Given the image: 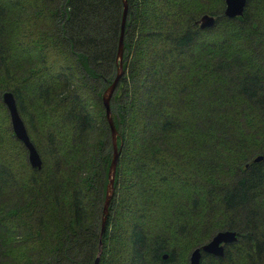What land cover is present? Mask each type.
I'll return each instance as SVG.
<instances>
[{"label":"trees","instance_id":"1","mask_svg":"<svg viewBox=\"0 0 264 264\" xmlns=\"http://www.w3.org/2000/svg\"><path fill=\"white\" fill-rule=\"evenodd\" d=\"M127 0L120 154L99 264H264V0ZM122 0H0V264H93ZM204 14L215 18L201 29ZM42 165L31 168L1 95ZM262 155L261 161L253 159ZM166 255V258L163 256Z\"/></svg>","mask_w":264,"mask_h":264},{"label":"water","instance_id":"2","mask_svg":"<svg viewBox=\"0 0 264 264\" xmlns=\"http://www.w3.org/2000/svg\"><path fill=\"white\" fill-rule=\"evenodd\" d=\"M122 2H123V11H122V18L120 23L118 48L116 53L117 72L110 85H108V87L103 91L101 95L106 121L110 129L112 156L107 172V184H106L105 197L102 207L101 231L99 238L101 237L105 228L106 218L108 215V206L113 194V184H114L116 166L120 154V147L117 145V131L115 129L111 117L110 101L123 74L122 54H123L124 26L127 16V0H122ZM224 2H225V8L223 12L224 16H226L227 18H234L242 15L246 0H224ZM214 23H215V18L208 14L202 15L198 21L199 27L201 29L210 28L214 25ZM1 99L9 115L10 126L13 135L17 140H19L22 143V145L27 151L28 164L30 165L31 168L40 169L42 165L41 158L37 150L35 149L34 145L31 143L29 139V135L25 128L24 122L17 111L16 102L13 94L9 91H5L2 93ZM262 158H263L262 155H258L253 159V161L254 162L261 161ZM236 240H237V236L235 231H231V230L218 231L212 236V238L207 243H205L200 247L194 248L190 252L188 257V264H200L201 256L203 253L215 257H222L224 253L225 245L235 242ZM100 254H101V240L99 241L98 252L95 256L93 264H99ZM163 258H166V255H164Z\"/></svg>","mask_w":264,"mask_h":264},{"label":"rangeland","instance_id":"3","mask_svg":"<svg viewBox=\"0 0 264 264\" xmlns=\"http://www.w3.org/2000/svg\"><path fill=\"white\" fill-rule=\"evenodd\" d=\"M106 222H107V218H106ZM106 225H107V223H105V228H104L103 233L105 232ZM99 229H100V231H101V225L99 226ZM103 233H102V234H103ZM101 236H102V235H101ZM99 239L101 240V237H100ZM101 251H102V242H101Z\"/></svg>","mask_w":264,"mask_h":264}]
</instances>
